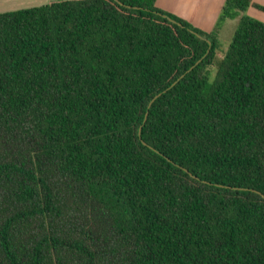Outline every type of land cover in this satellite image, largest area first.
Here are the masks:
<instances>
[{
  "label": "trees",
  "instance_id": "trees-1",
  "mask_svg": "<svg viewBox=\"0 0 264 264\" xmlns=\"http://www.w3.org/2000/svg\"><path fill=\"white\" fill-rule=\"evenodd\" d=\"M156 2L0 14V264H264V7Z\"/></svg>",
  "mask_w": 264,
  "mask_h": 264
},
{
  "label": "crops",
  "instance_id": "crops-1",
  "mask_svg": "<svg viewBox=\"0 0 264 264\" xmlns=\"http://www.w3.org/2000/svg\"><path fill=\"white\" fill-rule=\"evenodd\" d=\"M54 1L57 0H0V14L26 9L27 7L43 6ZM159 2L160 0L156 2L158 8L189 20L195 27L209 33L214 31L216 27L225 0H172L163 7L159 5ZM253 3L264 7V0H253ZM248 15L264 22V11L254 5L248 9ZM221 29L218 32V38Z\"/></svg>",
  "mask_w": 264,
  "mask_h": 264
},
{
  "label": "rangeland",
  "instance_id": "rangeland-1",
  "mask_svg": "<svg viewBox=\"0 0 264 264\" xmlns=\"http://www.w3.org/2000/svg\"><path fill=\"white\" fill-rule=\"evenodd\" d=\"M171 2L172 0H160L159 5L161 7L163 6H167L166 3L167 2ZM36 6V5H35ZM28 8V7H27ZM237 19H230L227 20L223 25H222V29L220 31V35H219V41L221 44V49L223 51L227 50L229 45L232 42L233 36L235 34V30H236V26L238 24V20ZM214 74H215V69L210 72V82L213 81L214 79Z\"/></svg>",
  "mask_w": 264,
  "mask_h": 264
},
{
  "label": "water",
  "instance_id": "water-1",
  "mask_svg": "<svg viewBox=\"0 0 264 264\" xmlns=\"http://www.w3.org/2000/svg\"><path fill=\"white\" fill-rule=\"evenodd\" d=\"M182 77H184V75L182 76ZM181 77V78H182ZM180 80V79H179ZM178 81H176L174 84H173V86L177 83ZM163 93H160V94H158L152 101H151V104L158 98V97H160L161 95H162ZM147 117H148V114L146 115V118H145V120L147 119ZM140 135H141V130H140ZM186 170V169H185ZM187 172H188V170H186Z\"/></svg>",
  "mask_w": 264,
  "mask_h": 264
}]
</instances>
